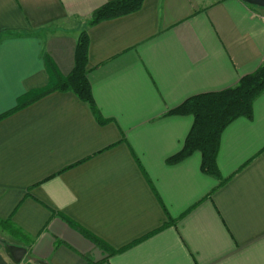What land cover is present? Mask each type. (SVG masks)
<instances>
[{"label":"crops","instance_id":"0c3cea01","mask_svg":"<svg viewBox=\"0 0 264 264\" xmlns=\"http://www.w3.org/2000/svg\"><path fill=\"white\" fill-rule=\"evenodd\" d=\"M108 1L0 0V264H264V92L223 131L219 177L200 151L168 162L194 121L168 112L264 63V7L145 0L88 26ZM84 30L107 121L71 91L1 117L73 70Z\"/></svg>","mask_w":264,"mask_h":264},{"label":"trees","instance_id":"16d2710c","mask_svg":"<svg viewBox=\"0 0 264 264\" xmlns=\"http://www.w3.org/2000/svg\"><path fill=\"white\" fill-rule=\"evenodd\" d=\"M145 0H110L97 8L87 20L92 26L103 20L117 18L140 10ZM90 36L87 30L78 35L75 50V66L68 75L56 73V81L46 86L36 88L27 93L12 111L40 98L52 91L75 93L79 99L88 103L95 117L100 123L107 121L98 110L93 96L91 83L88 79ZM49 66L52 62L48 59ZM264 92V63L254 72L243 76L239 82L231 87L219 91L200 93L187 98L177 107L171 109L170 115H192L194 118L191 130L185 139L182 149L168 158L169 163H177L192 155L195 151L202 154L201 167L204 172L220 176L217 156L220 148L221 136L226 127L241 116H253V104L257 97ZM61 216L83 235L93 240L104 250H113L108 243L93 234L66 214ZM8 222L12 227L20 229L12 220ZM123 248L119 249L122 250Z\"/></svg>","mask_w":264,"mask_h":264},{"label":"water","instance_id":"95a60500","mask_svg":"<svg viewBox=\"0 0 264 264\" xmlns=\"http://www.w3.org/2000/svg\"><path fill=\"white\" fill-rule=\"evenodd\" d=\"M244 2L254 5V6H259V7H264V0H243ZM21 251H23V249H21ZM40 264H50L46 261H40Z\"/></svg>","mask_w":264,"mask_h":264},{"label":"rangeland","instance_id":"374dc122","mask_svg":"<svg viewBox=\"0 0 264 264\" xmlns=\"http://www.w3.org/2000/svg\"><path fill=\"white\" fill-rule=\"evenodd\" d=\"M100 249L104 251V249H103V248H101V247H100Z\"/></svg>","mask_w":264,"mask_h":264}]
</instances>
